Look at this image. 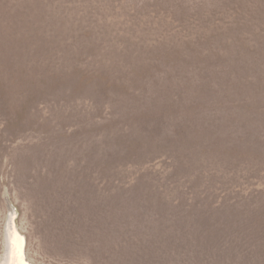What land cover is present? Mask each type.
Segmentation results:
<instances>
[{
  "label": "rangeland",
  "instance_id": "374dc122",
  "mask_svg": "<svg viewBox=\"0 0 264 264\" xmlns=\"http://www.w3.org/2000/svg\"><path fill=\"white\" fill-rule=\"evenodd\" d=\"M48 1L27 6L32 40L69 19L80 56L0 76V264L10 216L28 264H251L264 0H53L56 13ZM14 2L0 0V67L47 55L3 28ZM73 66L124 88L78 86Z\"/></svg>",
  "mask_w": 264,
  "mask_h": 264
},
{
  "label": "trees",
  "instance_id": "16d2710c",
  "mask_svg": "<svg viewBox=\"0 0 264 264\" xmlns=\"http://www.w3.org/2000/svg\"><path fill=\"white\" fill-rule=\"evenodd\" d=\"M31 1L33 0H15L14 3L8 4L7 9H6V6L4 5L5 7L4 10L6 11V17L10 16L8 15V13H10V9H12V12H13L12 14H15V15H14V18L11 16L9 18L2 19L1 22L4 23L3 28L13 30V33H12L13 35L14 34L17 35L16 33L18 32V35L22 34L23 37H26V38L18 37V39L22 40L21 42L28 40V42H25L26 48H30V49L37 48L38 49L39 47H42L43 51L46 50L47 55L42 53V55H40L38 59L34 60L33 57H30L26 53L27 56H25V59H24L25 61L17 64L23 58L22 57L18 61H10L8 65L4 67H0V74H1L0 76H3V77L5 76L6 79L8 80L11 79V81H14V79L15 81L22 80L23 75H26V70L28 69V67L41 66V67L46 68V67H49L50 65L55 67V66H59L58 64L61 62H53L51 61V59L62 60L63 61L62 65H63V63L66 62V60H68L69 58L75 59V58H78V56H80L79 54L80 49L78 50V48H80V44L76 40L78 37V35H76L78 24L74 27L75 21L69 22V19L68 20L64 19L63 21L60 18L59 19L54 18L55 21H53L50 26L46 27L48 22H45L43 23L45 26L42 28V31H45L49 34L50 41H46V43L44 42V45L39 46V42L36 43L32 40V36L34 34L32 35L31 32H36L37 27H33L32 24L29 22L28 23L25 22V18H27L28 16L27 6H29ZM46 5L51 6V9L56 8L55 10H51V12L56 13L58 6L57 7L55 6L53 0L51 2L48 1ZM48 17H51V16H48ZM52 19H50V21ZM40 26L41 25H39V28ZM86 28L83 29L84 30L83 35L89 36L88 29ZM64 31H66V33H63ZM47 43L53 46V48H51V52L46 48ZM40 44H42V42ZM75 47H77V49H75ZM70 65H72V63ZM69 73H71L72 75H75V74L79 75L78 84L76 82L78 86L79 84L87 85L91 83L92 80H94V78H96L98 79L96 83L99 89L103 91H108L109 87H114L116 89L124 88L122 84H118V83L111 84V83H107V81L103 82L106 79L101 76V73L100 74L96 73L94 75L93 73H89V71L87 70L86 71L80 70V68H78L77 66H73ZM16 74L17 76L15 77ZM59 77H62V76H59ZM82 81L84 82L81 83ZM3 92L4 90L0 89V94H2ZM165 104L169 105V103L166 101H165ZM248 230L250 231L249 235H250L251 242L249 243V246L251 247L250 249L249 248L246 249L244 252L248 256L251 250H254V254L256 255H249V258H246V259L247 261H251V264H255L256 258L260 259V257L257 256V255H260L259 252H255V250L258 249V246H259L258 243L261 240L262 236L264 235V225H262L261 228L259 229V230H262L259 233H254L255 231L253 232L251 228H249ZM255 230H257V227L255 228Z\"/></svg>",
  "mask_w": 264,
  "mask_h": 264
},
{
  "label": "bare ground",
  "instance_id": "6f19581e",
  "mask_svg": "<svg viewBox=\"0 0 264 264\" xmlns=\"http://www.w3.org/2000/svg\"><path fill=\"white\" fill-rule=\"evenodd\" d=\"M24 240L15 231L11 216L6 223V247L1 264H28L23 254Z\"/></svg>",
  "mask_w": 264,
  "mask_h": 264
}]
</instances>
